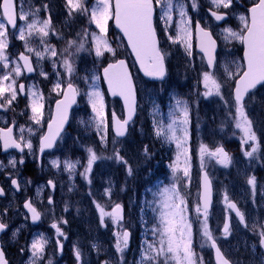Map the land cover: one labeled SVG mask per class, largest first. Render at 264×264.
Wrapping results in <instances>:
<instances>
[{
  "label": "snow or ice",
  "instance_id": "obj_1",
  "mask_svg": "<svg viewBox=\"0 0 264 264\" xmlns=\"http://www.w3.org/2000/svg\"><path fill=\"white\" fill-rule=\"evenodd\" d=\"M207 4L209 7L206 15L217 22L226 21L228 17L235 14L234 9L240 6L239 0H207ZM15 7L14 0H0V66L4 70V73L0 75V108H11L18 94L25 92V85L23 83L18 84L17 78L22 76L24 70L27 73H32L36 70L33 67L30 54L35 55L37 63L44 58L45 53H50L51 57L62 56L60 67L64 69V74L69 78L65 86L61 73L56 71L58 79L53 85L52 91L56 92L61 99L56 100L55 114L48 122L47 132L39 138V152L41 154L46 149H51L55 146L57 139L61 136L64 124L68 120L69 109L77 102V96L82 94L81 88L74 84L71 79L76 74V54L81 51L94 52L97 58L104 57L106 53L111 54L112 57L117 55L116 49L112 47V43L108 39L109 20H114L116 26L127 38V43L135 54L141 69L149 77L163 81L168 74L166 60L170 53L160 46L157 26L154 23L157 8L160 9L159 19L163 22L162 31L167 34V39L172 44L182 45L186 55L191 57L193 55L192 37L195 34L198 41L197 46L207 57L208 69H213L219 63L216 51L217 39L214 38L213 32L207 25H202L200 20L193 21L192 16L189 14V7L192 10H197L201 7L198 0H190V5L185 0H95V3L90 8L87 6V0H67L66 7L69 15L74 12L88 14L90 23H94L99 32H89L84 29L82 33H77L78 39L67 41V47L62 52H58L55 46L47 44L45 40L50 32H55L52 27L51 16L41 19L38 15L39 8L30 9L29 11H24L21 8L20 13L17 15ZM43 8L47 9L48 5H43ZM174 15L178 16L175 21ZM17 19L25 22L19 26L18 36L16 37L24 42L25 52L19 53L15 59H12L7 52L11 35L9 26L17 28ZM238 19L240 21L239 29L231 27L221 28L219 37L226 43L239 41L244 46V64L237 63L235 72L229 71L227 65H225V81H221L214 71H204L201 74L200 83L205 88L202 93L204 97L217 96L229 109L226 119L234 121L235 128L241 133L240 143L243 155L245 157H254L260 151L261 144L264 142L262 140L264 129H260L261 135H258V129L254 125V121L246 111L245 101L246 97L252 94L258 85L264 86V0H253L251 7L241 13ZM173 24L175 25V35L168 34ZM33 37H39L40 44L44 45L43 50H38L31 46ZM87 44H90L91 47L86 48ZM72 49H75V51ZM56 66V61H53L54 70ZM40 75L45 78L48 77V73L42 69L40 70ZM103 77L108 83L109 91L113 95H119L123 98L126 114L121 119L113 112L111 125H109L104 112L103 94L96 84L100 77L96 74L80 77L86 85L83 95L87 96L94 113V116L87 124L94 127L99 135V143L104 146L99 151L93 146L86 148V164L82 165L84 171L80 175L84 177L88 184L92 183L93 166L99 160H115L125 166L128 177L134 174L133 165L125 159V156L121 155L122 151L126 152L127 150L123 147V142L120 139L127 136L128 128L136 114V90L132 75L128 70L126 61L117 59L103 68ZM228 80L234 81L231 101L225 98L223 91L227 86ZM34 89L35 85L28 88V96L30 98L28 107L32 113L30 120L36 125H40L44 116V104L42 103L44 97L42 92ZM173 100L174 103L168 111V122L165 123L160 119L153 120V134L158 139L176 144V156L169 165L175 182L164 186L158 192L159 199L155 203L159 205V208L153 209V211H158V223L152 228L154 239L152 241L146 240L142 245L138 264H205L203 256L199 255L194 249L193 220L189 218L188 200L178 186V182L181 179L179 174L181 173L188 183L191 182V155L188 147L190 138L189 125L191 123L190 105L187 100L182 98L174 96ZM232 109H234V112ZM82 123L84 122L82 121ZM109 126L114 132L111 140L112 152L111 155H104L103 152L107 149L109 143ZM14 127L15 121H13L12 126L0 128V147L5 152L9 149H17L20 153H23L25 148L30 153L33 152L31 136L35 134V130L32 127L25 128V126H20L17 138L14 135ZM25 133H27V136ZM117 145L120 146L118 147ZM143 155L146 158H151L147 145L143 148ZM198 155L202 177L198 190V200L194 205V212L196 214V222L200 225L201 237L205 244L215 250L216 264H239V261L229 259L221 251L220 246L217 244V239L209 227V217L213 204V182L206 170L208 163L212 161L227 168L233 163L234 158L222 144H218L213 148L201 143ZM23 163L24 159L22 156L19 160L12 157L8 160L7 165L0 161V169L8 166L15 169L17 164ZM51 163L53 167L58 169L63 165L64 171L69 173L70 178L75 174L77 166L80 165L79 160L73 161L71 159L63 161L56 159L51 161ZM9 176L11 178V174ZM48 184L53 188L55 187L51 180L48 181ZM246 184L251 187L252 195L255 197L258 184L257 177L255 175L248 176ZM11 185L15 190H20V184L17 179L11 178ZM261 187L264 188V185ZM4 194V189L0 187V197L4 196ZM103 195L108 197L107 203L101 204L95 199L93 203L99 213L100 224L106 227L105 220L108 219L116 226V231L113 233L115 236L114 247L116 252L121 254V261H123V253L128 249L132 237L131 231L125 227L124 205L111 200V187L105 188ZM48 203H52L51 197H49ZM223 203L225 205V219L222 235L224 237L230 235L231 217L229 213L232 212L238 218L239 224L247 228L245 212L238 207L237 202L230 199L227 191L223 193ZM24 207L31 214L33 222L41 219L42 213L34 206L31 200L25 201ZM109 208L110 210H108ZM6 212L7 209H3L0 212V216ZM60 223L67 224L68 222L66 220H62L59 223L54 222L52 227L56 230L58 237L56 241L58 250L63 252V243L59 237L67 239V236L62 231ZM7 228L8 224L0 220V232H4ZM252 230L256 231L255 224L252 225ZM257 234L259 237L258 245L261 249H264V224L259 225ZM48 243L49 240L42 234L33 239L30 245L31 258L29 264H39L45 253V246ZM91 247L95 249L97 245L92 244ZM73 254L77 264H87V261L83 260V253L79 247L74 246ZM0 264H8L3 248H0ZM48 264H52L51 260H49ZM103 264H109V261H104ZM259 264H264V253L260 255Z\"/></svg>",
  "mask_w": 264,
  "mask_h": 264
},
{
  "label": "rangeland",
  "instance_id": "obj_2",
  "mask_svg": "<svg viewBox=\"0 0 264 264\" xmlns=\"http://www.w3.org/2000/svg\"><path fill=\"white\" fill-rule=\"evenodd\" d=\"M22 1L25 4L22 6L24 11L39 8L40 11L38 15L41 19L51 16V23L55 32H50L45 40L47 44L55 46L58 52H62L63 49L67 47L68 40L78 39L77 33H82L84 29H87L89 32H99L96 25L90 23L88 14L74 12L72 15H69L68 8L66 7L67 0ZM188 1L189 0H185L186 3H188ZM251 1L253 0H239V3L243 2V5L246 6ZM198 2L201 4V7L197 10L191 9L193 11L191 13L193 21L200 20L202 25H207L218 37L221 28H240V21L238 19L240 14L234 16L233 24H231L230 20L220 27L214 26V23L208 19L205 12L209 7L207 0H198ZM94 3L95 0H87V6L89 8ZM45 4L48 5L47 9L43 8ZM157 10H159L156 19L158 22L157 34L159 36L160 46L170 53L166 60L168 74L163 81L151 84L144 81L131 65L138 94V115L132 127V131H130L131 134L122 140L123 147L126 148L127 151H122L121 155L125 156V159L133 165V176L128 177L125 166L117 163L115 160L97 161L93 166L91 184H88L84 177L80 175V173L84 171L82 165L86 164V148L88 146H93L99 151L103 149L104 146L99 143V135L94 127L87 124L94 116V113L92 112L87 96L83 95V91L86 90V85L83 80L80 79L79 75H99L95 68L96 65L104 61L114 60L116 57H112L111 54L106 53L104 57L97 58L94 52L89 53L88 51H81L76 54L75 57L76 74L72 79L75 83L76 80L81 82L77 85L81 88V95L83 97L79 100L78 105L71 114L69 130L62 135L55 149L48 153L49 155L43 162L45 167L43 168L44 173L42 174L48 179L32 182V176H26L27 171L24 169L20 174L17 167L15 169L11 168V166L4 168L5 172L20 177L18 180L21 191L16 194L9 187V184L6 183L8 187L6 196L4 199H0V212L5 208L7 209V212L3 214V220L4 223L8 224V228L1 236V243L4 246V250H8L13 264H29L31 258L30 245L33 239L41 234L49 240V243L45 246V253L39 261V264H48L49 260H51L52 264H77L73 254L74 246L81 249L83 260L87 261V264H103L104 261H109V264H138L142 249L138 250L139 246L142 247L146 240L152 241L154 239L152 228L158 223V211H153V209L159 208V205L155 203V201L159 199L158 192L164 186L175 182L170 167V171H168L170 174L166 173L167 176H169L166 182L151 176V172L155 169L156 164L163 167V171H166V167H164L165 164L161 159L166 158L168 159V163L171 164L176 156L177 148L174 142H166L162 139H158L153 134L154 119L163 120L165 123L168 122V111L174 103V96L187 100L190 105L191 123L189 125L190 138L188 147L190 155L192 150L195 157L193 163H191V182L188 183V181L182 177L181 173L179 174L181 179L178 182V186L182 194L191 198L193 202L191 211L196 216L194 205L197 202L198 177L201 171L198 155L199 145L205 143L214 148L217 145L216 140L220 136L225 135L226 130L232 128L234 131L236 128L234 126V121L226 119V116L216 119L213 109H228L219 97H204L202 95L205 88L203 84L200 83L202 79L201 74L207 71V69L203 63L202 57L194 51V39L192 40L193 55L188 57L182 45L172 44L167 39V34L163 33V22L159 19L160 9L157 8ZM176 19H178V16L174 15V21ZM21 22V25L25 23L24 21ZM110 26L111 23H108V39L112 43V47L126 57V50L121 45L118 37L114 36ZM17 30L18 28L11 31L9 37L10 43L7 52L12 59H15L16 52L14 48L18 43H13L14 46L11 44V40H15L18 36ZM168 34L175 35L174 24L169 29ZM220 40L222 45H219L217 56L219 63L214 67V72L220 71L223 68L221 76L225 80V65H227L230 71L228 66L231 62H234L235 56L241 48V43L239 41L226 43L222 38H220ZM20 42L24 43L23 41ZM31 46L38 50H43L44 47V45L40 44L39 37H33L31 39ZM21 47V50L25 51L24 44L21 45ZM88 47H91V45L87 44L86 48ZM72 50L75 51V49ZM32 55L37 68V75L35 76L36 81L33 82L31 86L35 85L34 90L38 92L40 89L46 92L49 91L51 100L53 101L58 97L57 93L52 91L53 85L58 79L56 71L61 73V77L65 82L69 79L64 74V69L60 67V61L63 57H51L50 53H45L44 58L37 63L35 55ZM53 61H56L57 65L55 70L53 68ZM41 69L48 73L47 78L40 75ZM3 73L4 70L2 66H0V75ZM89 83H91V81H89ZM96 84L103 94L104 112L110 125L109 115L112 112L120 115V104L117 100L110 99L106 96L105 92H103L104 90H101L98 81H96ZM256 98H262L263 100L264 90L249 96L248 101L245 102L246 109H250L252 101ZM82 121L84 123H82ZM108 136L109 143L107 149L103 152L104 155H111L112 152L111 140L113 135L110 126ZM141 137L145 138L143 142L139 140ZM229 138L228 131L226 139L229 140ZM145 145L148 146L151 156L154 155L153 157L146 158L143 155V148ZM117 146L119 147L120 145ZM34 151L35 148L33 145V152H31V154H33ZM12 157L15 156L13 154L7 156V161L5 162V160H3L4 164L7 165L8 160ZM32 158H34V156H32ZM25 159L26 158H24V160ZM56 159L60 161L65 159H71L73 161L79 160L80 165L77 166L75 174L70 178L69 173L64 171L63 165H61L59 169L52 166L51 161ZM240 164L241 163L236 164L235 169L237 173H240L241 179L225 175V167L216 164L214 161L208 163L206 170L214 186V202L212 211L210 212L209 227L213 231L217 239V244L221 247L222 251L225 252V247H227L226 243H229V241L231 242V246H228L233 250V257H236L233 259L234 261H239V264H259L260 259L256 258V246L253 247L254 244L252 243L249 233L253 232V224L256 225V233L259 231V225L264 224V188L261 187L264 185V179H257L256 195L253 197L251 187L246 184L248 176H244L245 170L240 167ZM25 166L24 164L23 167ZM46 180L54 181V193L49 191L45 184ZM8 181L9 179H7V182ZM108 187L112 189L111 200L124 205V221L131 233L132 229H134L133 225H135V221L139 219L137 213L140 210L139 206H142L141 196H151L150 199H145L146 202L144 203V207L149 208L152 212L153 225L150 227L151 231H148V235L141 240L139 245L134 243L132 233L133 240L130 241L128 249L123 253V261H121V254L117 253L114 247L115 236L113 233L116 231V226L108 219L105 220L107 226H102L100 224L99 213L93 203L94 199L101 204L108 202V197L103 195L104 189ZM224 191H227L230 199L237 202L242 208V211L245 212L248 224V227L245 228L230 214L231 232L228 237H224L218 232L225 213V205L223 203ZM236 192H238V194ZM27 197L31 198L34 206L42 213L40 222L35 226L29 224L27 216L22 210L21 203ZM49 197H51L52 200L51 204H47L46 202ZM108 210H110V208ZM133 213L136 214L135 217H133ZM62 220L68 222L67 224L60 223V227L66 234L67 239L59 237L63 243V252H57L56 241L58 237L52 224L54 222L59 223ZM195 232L196 237L199 238L197 243L198 250L202 251L205 255V264H213L210 248L204 243L201 237L200 225L198 222H195ZM65 244L69 245L66 246ZM92 244H96L97 247L93 249L91 247ZM236 254L241 256H237Z\"/></svg>",
  "mask_w": 264,
  "mask_h": 264
},
{
  "label": "flooded vegetation",
  "instance_id": "obj_3",
  "mask_svg": "<svg viewBox=\"0 0 264 264\" xmlns=\"http://www.w3.org/2000/svg\"><path fill=\"white\" fill-rule=\"evenodd\" d=\"M252 2V1H251ZM36 3V2H34ZM189 5H190V0L188 1ZM253 3V2H252ZM251 3V4H252ZM249 4V5H251ZM24 2L22 0H15V8H16V12L17 15L20 13L21 8H23L22 6H24ZM240 6L236 7L234 9L235 14H241L244 13V9L245 6L243 5V2L239 3ZM248 5V6H249ZM247 9V8H246ZM189 14L191 15V7H189ZM21 20L17 19V28H19V26H21ZM16 30V28H15ZM18 32V30H17ZM50 39V38H49ZM14 43L17 42L18 44L15 46V50L17 51L16 57L19 55V53L21 52H25L24 50H21V45H23L24 43H21L19 39L15 38V40L13 39ZM16 44V43H15ZM27 54V53H26ZM31 58H32V63H33V67L36 69L32 75H25L24 72L22 73V76L17 78V82L19 83H23L25 85V92L22 94H18L16 101L13 103V105L11 106V108L9 109H4V108H0V128H6L9 126L13 125V121H15V127H14V135L19 136V128L20 126H25V128L27 127H32L35 130V134L31 136V139L33 140V145L35 148V151L33 154H29V151L27 148H25L23 153H16V152H9L7 154H3L0 151V161L5 160V162L7 161L6 157L9 155H14L17 159H20L21 156L24 158H26L24 160L23 164H17V168L20 172V174L23 172V169L25 171H27V175L31 177L35 171L36 168H39L41 173H43V162L46 159V157L49 155L47 153H43L42 155H39V151H38V141L40 136L42 135V133L44 132L46 123L48 122V120L51 117V112H52V104L53 101L51 100V94L50 92H46L45 90H39V92L43 93V101L42 103L44 104V108H43V112H44V116L43 119L41 121L40 125H36L33 121L30 120V116L32 115L30 108L28 107L29 103H30V98L28 96V88L29 86H31V84L33 82L36 81L35 76L37 75V68L35 66V62H34V57L32 54ZM244 64L241 58V51H238L236 56H235V60L234 62H231L229 64V69L230 71L235 72L236 71V64ZM211 71H214L213 69H210ZM209 71V70H207ZM223 71V68L220 71H216V75L217 77L221 80V81H225L222 76H221V72ZM234 87V81L233 80H228L227 81V86L225 87L224 90V95L226 99H229L230 101L232 100L231 97V92L232 89ZM261 90H264V86H259L255 92H259ZM246 102V101H245ZM262 104H261V103ZM214 110V115L217 118H222L225 117L227 115V112L229 109H220V110ZM232 111L234 112V109H232ZM246 111L248 112V115L250 116L251 119H253L254 121V125L257 127L258 129V135L260 134V129H264V99L262 100V98H256L254 99V101H252V104L250 106V109H246ZM228 131H229V140H227V135H228ZM25 135L27 136V133H25ZM240 137H241V133L238 129L234 130L232 128H230L229 130L225 131V135L220 136L217 140H216V144H222L225 149L233 156L234 161L233 163L228 166L227 168L225 167L224 173L227 176H233V177H238L241 179L240 173H237V170L235 169V165L236 164H240L241 168H244L245 172H244V176H251V175H255L257 178L259 179H264V147H260V151L254 156V157H245L241 151V143H240ZM247 147V146H246ZM32 156H34V158H32ZM154 155H152L151 157H153ZM163 161V159H161ZM26 165L25 167H23V165ZM36 166V168H35ZM153 168V167H152ZM163 170V167H160V165L156 164L154 171H159V170ZM231 171V172H230ZM152 172V173H153ZM11 178H15L18 180L17 177L14 176L15 174H11ZM10 176L8 172H5L4 168L0 169V185L4 190H7L8 187L6 186V183L9 184V182H11ZM7 179H10L8 182L6 181ZM19 182V180H18ZM21 191L18 190L19 193ZM54 189L52 190V193H54ZM238 194V192H236ZM29 198V197H28ZM29 200H31V198H29ZM32 201V200H31ZM47 202L49 201V199L46 200ZM238 205V204H237ZM238 207H240L238 205ZM241 208V207H240ZM242 210V208H241ZM225 215V213H224ZM236 218V217H233ZM243 226V225H242ZM227 247H225V255L228 256L229 259L233 260L236 257H233L232 255V251L228 245L231 246V242L229 241V243H226ZM257 249V248H256ZM257 259H260V251L259 249L256 250ZM237 256H239V254H236ZM234 261V260H233Z\"/></svg>",
  "mask_w": 264,
  "mask_h": 264
},
{
  "label": "water",
  "instance_id": "obj_4",
  "mask_svg": "<svg viewBox=\"0 0 264 264\" xmlns=\"http://www.w3.org/2000/svg\"><path fill=\"white\" fill-rule=\"evenodd\" d=\"M112 21H113V26H114V28L119 32V34H120L121 37L123 38V40H124V42H125V45H126V48H127V50H128V53H129L131 59L133 60V62H134V64H135V67H136L138 73H139L142 77H144L145 79H147L148 81H157L158 79H155V78H153V77H149V76L145 75L144 71H143V70L141 69V67H140L139 62L136 60L135 54L132 52L131 47H130V46L128 45V43H127V38L124 37L122 31L116 26L115 21H114V20H112ZM9 28H10V29H13L11 26H9ZM197 44H198V41H197V38H196V51L199 52V53H201V54L203 55V58H204V60H205V63L207 64V57L204 55L203 52H201V50L199 49V47L197 46ZM123 60H125V59H123ZM125 61H126V60H125ZM21 63H22V62H21ZM109 63H112V62H109ZM126 63H127V62H126ZM107 64H108V63H107ZM107 64L105 65V67L107 66ZM127 65H128V64H127ZM128 70H129V72L131 73V71H130V69H129V66H128ZM25 71H26V70H25ZM26 73H27V72H26ZM100 75H101V79H102L103 84H104V86H105V90H106V93H107L108 97H109V98H117V99L119 100V102H120V104H121V107H122L123 118H124V116H125V114H126V111H125V104H124V100H123V98L120 97L119 95H113V94L111 93V91H109L108 83H107V81H106V80L104 79V77H103V69L101 70ZM131 75H132V74H131ZM132 80H133V78H132ZM133 84H134V82H133ZM59 99H61V97H60ZM76 100H77V98H76ZM136 104H137V99H136ZM74 105H75V104H74ZM74 105H72V107H73ZM72 107H71V108H72ZM71 108L69 109V111L71 110ZM55 109H56V101L54 102V105H53L52 116L55 114ZM134 117H135V116H134ZM134 117H133V118H134ZM67 121H68V120H67ZM66 124H67V122H65V124H64V128L66 127ZM47 126H48V124H47ZM47 126H46V129H45V132H44V133H46L47 130H48ZM64 128H63V130H64ZM63 130H62V131H63ZM111 130H112V129H111ZM112 133H113V135H114V132H113V131H112ZM9 150H10V149H9ZM16 150H17V149H16ZM46 150H49V149H46ZM2 151L5 152L3 149H2ZM201 177H202V172H201V174H200L199 188H200ZM24 203H25V202H24ZM23 208H24L25 212L28 214V216H29V218H30V221H31L32 223H35L36 221L33 222V220L31 219V214H30V213L28 212V210L24 207V204H23ZM221 232H223V226H222V228H221ZM1 233H2V232H0V234H1ZM211 250H212V256H213L214 263L216 264V261H215V250L212 249V248H211ZM262 250H263V252H264V249H262Z\"/></svg>",
  "mask_w": 264,
  "mask_h": 264
},
{
  "label": "trees",
  "instance_id": "obj_5",
  "mask_svg": "<svg viewBox=\"0 0 264 264\" xmlns=\"http://www.w3.org/2000/svg\"><path fill=\"white\" fill-rule=\"evenodd\" d=\"M117 57H120L121 54L117 51ZM104 62H101V63H98L96 65V69L97 70H100L101 67L103 66ZM83 97V96H82ZM132 127L131 126V129L130 131H132ZM129 134H131L129 132ZM140 142H143L145 140L144 137H141L139 138ZM151 196L149 195V197H147V195H142L141 196V203H142V206H139L140 207V210L138 211V215H139V219L137 221H135V225L134 226V229H132V233H133V237H134V243L136 245H139L141 243V240L144 239V237H146L148 235V231H151L150 230V227H152L153 225V219H152V212L150 211L149 208H145L144 207V203L146 202L147 199H150ZM146 199V200H145ZM188 203H190L188 201ZM192 203V202H191ZM136 214L133 213V217H135ZM189 218L191 219V217L189 216ZM192 220V219H191ZM193 232H194V239L196 241H198L199 238L196 237V232H195V221H193ZM194 240V249L195 251L198 253V254H202L203 252L202 251H198L197 250V243L196 241ZM142 247L139 246L138 250H140ZM204 255V254H203Z\"/></svg>",
  "mask_w": 264,
  "mask_h": 264
}]
</instances>
